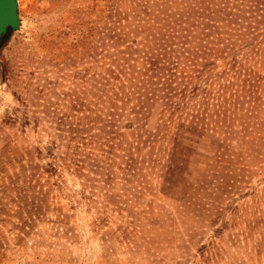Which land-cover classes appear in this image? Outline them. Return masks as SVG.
<instances>
[{
  "label": "rangeland",
  "instance_id": "374dc122",
  "mask_svg": "<svg viewBox=\"0 0 264 264\" xmlns=\"http://www.w3.org/2000/svg\"><path fill=\"white\" fill-rule=\"evenodd\" d=\"M74 1L18 0L0 45V264H264V0H225L242 28L170 158L153 149L159 105L141 119L104 103L110 61Z\"/></svg>",
  "mask_w": 264,
  "mask_h": 264
},
{
  "label": "trees",
  "instance_id": "16d2710c",
  "mask_svg": "<svg viewBox=\"0 0 264 264\" xmlns=\"http://www.w3.org/2000/svg\"><path fill=\"white\" fill-rule=\"evenodd\" d=\"M73 5V8L78 7L76 14H83L77 18V27L84 34L83 42L90 45L93 37L96 38L104 63L110 61L104 66L107 75L102 83L106 93L104 103L111 100L119 114L132 112L130 118L141 119L149 114L150 104L159 105L161 135H157L159 139L153 143V149H161V157L175 155L174 147L178 143H172L171 147L173 138L177 141L179 135L193 136V130L187 129L198 127L199 112L195 107L201 92L212 86L213 55L229 40L226 37L242 28L238 24L241 23L239 14H229V9L235 8L225 0H77ZM259 13L264 14V10ZM247 24L252 23L244 22L243 26ZM107 32L114 35H105ZM131 36L134 38L127 45H120ZM183 59L185 65L181 64ZM208 93L209 101L215 100L211 99L212 92ZM182 120L187 121L188 126ZM134 127L133 121H127L125 129ZM125 129H119L113 136L104 135L113 139L119 137L117 140L121 142L120 132ZM113 139L103 140L101 153L114 149ZM134 148L129 146L127 150L117 151L128 157L133 156L131 152L140 151ZM117 155V161H111L117 170L126 174L121 167L127 165L125 159ZM133 162L130 160V165Z\"/></svg>",
  "mask_w": 264,
  "mask_h": 264
},
{
  "label": "water",
  "instance_id": "95a60500",
  "mask_svg": "<svg viewBox=\"0 0 264 264\" xmlns=\"http://www.w3.org/2000/svg\"><path fill=\"white\" fill-rule=\"evenodd\" d=\"M21 25L18 0H0V41L19 31Z\"/></svg>",
  "mask_w": 264,
  "mask_h": 264
}]
</instances>
